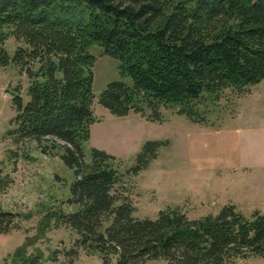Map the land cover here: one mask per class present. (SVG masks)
Returning <instances> with one entry per match:
<instances>
[{
  "label": "trees",
  "instance_id": "1",
  "mask_svg": "<svg viewBox=\"0 0 264 264\" xmlns=\"http://www.w3.org/2000/svg\"><path fill=\"white\" fill-rule=\"evenodd\" d=\"M10 37L19 43L11 56L4 47ZM93 44L131 81H111L100 92L98 102L109 113L133 111L153 120L168 108L203 122L201 99L217 100L224 89L242 94L264 79V0H0V67L12 63L27 80L26 99L11 96L7 133L15 141L35 140L45 153L62 147L60 158L74 177L68 195L38 220L37 237L50 224L73 230L76 237L62 252L67 260L59 264H71L79 250L101 264L264 258V210L247 217L227 204L196 219L179 207L161 209L153 219L133 215L131 201L115 189L122 175L114 157L85 148L96 121ZM162 144L145 141L129 173L143 169ZM14 216L0 209V233L20 227ZM15 254L23 264L41 262L38 251Z\"/></svg>",
  "mask_w": 264,
  "mask_h": 264
},
{
  "label": "rangeland",
  "instance_id": "2",
  "mask_svg": "<svg viewBox=\"0 0 264 264\" xmlns=\"http://www.w3.org/2000/svg\"><path fill=\"white\" fill-rule=\"evenodd\" d=\"M18 44L11 37L5 41L9 56ZM88 52L94 56L91 111L96 121L89 126L85 148L114 157L122 175L115 189L131 201L135 217L153 219L166 207H179L190 219L213 215L227 204L247 217L264 210V79L242 94L224 89L217 100L201 99L197 108L203 122H192L168 108H160L159 119L153 120L133 111L116 116L98 96L109 82L130 85V78L120 74L117 61L102 55L98 45ZM26 86L25 73L12 63L0 67V209L15 213L13 220L20 225L0 233V264H23L17 249L25 257L40 252V264H59L66 262L62 252L76 235L68 227L50 224L37 237L38 220L68 195L74 177L62 163V147L45 153L35 140L15 141L7 133L14 114L11 96L18 92L25 100ZM144 113L150 115L147 109ZM148 140L164 144L143 169L130 174L137 152ZM71 264L101 262L79 250ZM233 264H264V258L247 255Z\"/></svg>",
  "mask_w": 264,
  "mask_h": 264
},
{
  "label": "crops",
  "instance_id": "3",
  "mask_svg": "<svg viewBox=\"0 0 264 264\" xmlns=\"http://www.w3.org/2000/svg\"><path fill=\"white\" fill-rule=\"evenodd\" d=\"M91 126V125H90ZM89 135H90V133H89ZM89 139V138H88Z\"/></svg>",
  "mask_w": 264,
  "mask_h": 264
}]
</instances>
